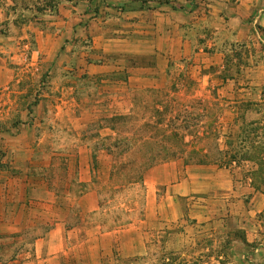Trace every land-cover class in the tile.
<instances>
[{
  "label": "crops",
  "instance_id": "0c3cea01",
  "mask_svg": "<svg viewBox=\"0 0 264 264\" xmlns=\"http://www.w3.org/2000/svg\"><path fill=\"white\" fill-rule=\"evenodd\" d=\"M19 1L0 0L1 27L14 25ZM26 1L31 12L45 3ZM52 1L29 24L37 39L33 59L40 58L36 79L51 69L55 102L78 107L73 121L80 129L116 132L107 121H134L143 106H153V143L172 154L142 166L111 161L105 149L95 161L90 143L79 146L66 191L40 187L35 194L41 202L29 218L53 217L52 227L29 225L39 234L31 250L0 264H109L127 246L141 250L142 233L159 226L188 235L212 227L230 235L251 263L264 264V179L256 172L264 154L248 155L253 138L264 134V114L254 110L264 105V0H147L151 7L103 0L100 7L117 10L116 18L93 16L95 0ZM99 24L106 27L99 31ZM23 37L0 33V90L21 84L26 96L32 64H18ZM84 42L91 46L79 47ZM118 166L139 170L133 183L145 187L144 218L121 219L125 204L104 197Z\"/></svg>",
  "mask_w": 264,
  "mask_h": 264
},
{
  "label": "rangeland",
  "instance_id": "374dc122",
  "mask_svg": "<svg viewBox=\"0 0 264 264\" xmlns=\"http://www.w3.org/2000/svg\"><path fill=\"white\" fill-rule=\"evenodd\" d=\"M102 1L95 0L94 7L88 11L95 17L116 18L118 11L102 9L100 7ZM141 1L140 4L145 6L143 1L147 0ZM36 2L32 0L31 3ZM47 3L52 5L53 1L45 0L43 7L41 5L31 12L23 9L28 5V1H19L20 9L14 10V25L0 26V33L12 31L20 32L21 37L24 35L17 42L20 48L18 64H32L29 72L31 84L26 96L22 93L21 84L15 89L6 87L0 90V96L5 94L7 96L0 105V260L3 261L15 259L31 250L39 234L29 225L40 224L46 229L52 227L53 217L46 223H41V218H29V213H36L39 209L38 202H41L35 194L40 191L38 190L40 187H46L47 192L66 191L68 174L73 173L68 168V163L80 160V154L76 153L79 146L90 143L89 145L94 148L92 156L95 161L100 156L99 151L105 149L111 161L129 164L137 162L142 166L151 164L154 155L161 159L172 154L166 153L160 147L162 145L160 142L153 143V121L149 119V116L153 115V106H143L139 112V119L134 121L117 122L113 119L107 121L108 125L110 122L111 125L115 124L113 128L116 132L103 131L102 126L77 128L73 119L74 116L80 115L78 107L73 106L71 110L69 105L63 106L62 109L58 107L51 88V80L54 77L50 73L51 69L40 79H36L40 58L33 59V53L37 50V39L36 33L29 29L31 21H35L34 16H39ZM151 6L153 3L149 7ZM81 9L82 15L85 13V7ZM114 24L111 29L118 27L116 23ZM80 25H84L83 21ZM34 27L37 28L38 25L35 24ZM105 27L100 24L97 26L99 31ZM87 46H91V43L84 42L79 47ZM11 64L15 63L12 61ZM38 80L40 85H33V82L37 83ZM10 98L14 101L13 104L10 103ZM5 101H8V104L4 103ZM254 110L264 114V105ZM60 113L66 116L58 120L61 117ZM165 140L172 143L181 141L180 138ZM165 140L163 141L166 142ZM253 140L254 150L248 151V155L257 158L260 155L258 153L264 154V134ZM153 148L158 152H153ZM118 167L113 172L114 179L112 178L110 187L103 190L104 197L116 196V201L125 204V208L129 209L124 211L125 214L123 212L124 215L121 214V219L128 221L138 216L144 218L145 187L140 185V182L133 183L134 173L135 178H139V170ZM256 172L258 180H263L264 159ZM62 202L58 200L56 203L58 205ZM133 208H136V212H133L135 211ZM112 218L115 219L116 216H109L108 220ZM162 228L157 227L160 231L155 233L143 232L141 250H129L127 246L124 256H111L109 264H253L248 259L249 255H244V251L237 252L233 249L230 235H217L212 232V227L202 232H198L194 227L189 235L181 234V227L178 234H171L172 230ZM101 260L107 261L104 256Z\"/></svg>",
  "mask_w": 264,
  "mask_h": 264
},
{
  "label": "trees",
  "instance_id": "16d2710c",
  "mask_svg": "<svg viewBox=\"0 0 264 264\" xmlns=\"http://www.w3.org/2000/svg\"><path fill=\"white\" fill-rule=\"evenodd\" d=\"M144 2L147 3L148 1H143V3H144ZM167 3H169V2L167 1ZM142 7H143V6H142ZM43 11H44V10H43ZM155 159H157V156H156V155L153 156V160H155ZM140 171L143 173V172H144V169H141ZM141 178H142V177H141Z\"/></svg>",
  "mask_w": 264,
  "mask_h": 264
}]
</instances>
